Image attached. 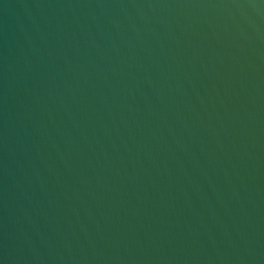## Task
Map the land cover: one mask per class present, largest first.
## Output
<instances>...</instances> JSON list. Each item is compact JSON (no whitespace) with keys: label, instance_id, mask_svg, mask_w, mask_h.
Masks as SVG:
<instances>
[{"label":"water","instance_id":"95a60500","mask_svg":"<svg viewBox=\"0 0 264 264\" xmlns=\"http://www.w3.org/2000/svg\"><path fill=\"white\" fill-rule=\"evenodd\" d=\"M0 264H264V0H0Z\"/></svg>","mask_w":264,"mask_h":264}]
</instances>
